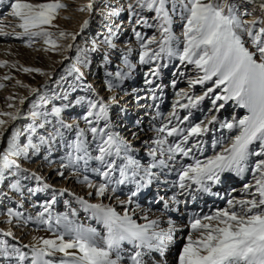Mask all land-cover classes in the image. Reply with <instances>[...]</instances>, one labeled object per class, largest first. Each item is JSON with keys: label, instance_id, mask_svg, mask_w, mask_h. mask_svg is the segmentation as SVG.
<instances>
[{"label": "snow or ice", "instance_id": "1", "mask_svg": "<svg viewBox=\"0 0 264 264\" xmlns=\"http://www.w3.org/2000/svg\"><path fill=\"white\" fill-rule=\"evenodd\" d=\"M254 2L255 0H135V4L131 2L127 4L129 16L136 17L134 21L136 25L157 28L159 31L158 41L155 36L145 41L141 32L134 29L141 49L139 53L141 64H150L161 57L177 58L181 63L193 65L202 73L196 79L189 81L190 87L213 82L214 87L207 88L202 96H188V102L180 107L194 108L216 89H220V94L212 97V105L216 111L231 101L247 112L242 118L233 117L231 122L220 124L221 128H226L235 134L229 137L227 144L224 143L223 138L213 141L214 154L206 159H200L194 154L198 151L201 156L204 155L203 141L190 142L191 137H201L209 131L203 122L180 127V124L188 120V116L182 119L173 111L167 123L156 128L157 137L151 143L157 147L149 149L153 162L144 169L145 177L154 174L151 169L167 168L169 166L167 161L176 160L177 156L190 157V154H193L190 157L193 163L182 165L179 169L178 183L181 189L196 185L197 190L211 194L209 182H218L223 173H234L243 178L246 172L251 171L254 180V183L244 185L243 195L247 198L229 199L227 207L218 209L214 214L195 217L190 221L189 232L182 246L175 253L174 264H264V16L248 20L244 15L247 5ZM5 3H8V0H0V5ZM137 6L141 11L154 13L151 19L155 23H150L148 17L140 16L136 12ZM9 7V16L17 21L15 27L22 30L19 35L29 39L43 38L53 50L58 47L56 41L52 39L53 33L48 31L46 26H53L52 22L56 19L58 10L65 8V4L60 0L38 3L30 0H12ZM86 7L89 11L92 10V4ZM258 8L264 13V0H261ZM177 14L182 26V40L173 33L174 16ZM87 24L88 21H85L84 26ZM65 35L64 32L59 33L61 38ZM71 38L75 40L76 36L72 35ZM105 43L115 48L111 40H106ZM152 44L157 45L154 50L149 49ZM92 50H96L95 46ZM104 59L107 62L108 57L105 56ZM4 63L0 62V67H3ZM124 64L127 68L132 67L126 58ZM74 70L83 77L84 73L80 72L79 68ZM23 71L39 72L40 70L24 68ZM151 75H158L155 68L151 70ZM106 76L111 77L106 81L107 88L111 91L117 86L114 82H123L128 78V73L117 70L115 73L106 72ZM146 83L152 84L153 81L146 79ZM3 87L4 85L0 84V88ZM32 91L37 90L32 89ZM153 99H156L155 95ZM217 101L223 103L217 104ZM82 102L77 100L78 104ZM23 103L24 100L21 99L20 104ZM87 106L88 111L84 121L92 126L87 129L79 128V125L75 126L76 138L67 144L71 151L67 154V163H62V167H74L80 161H83L85 166L91 160L99 162L102 168H94L93 171L106 182L95 186L96 195L104 196L109 190L116 192L115 187L109 189L113 172L119 171L120 179L116 183L123 184L129 178V169H132L133 178L139 176L141 165L128 155L131 148L119 134L110 130L112 125L108 120V104L103 99H89ZM9 107L12 105L10 104ZM61 111L56 108L53 109L52 114L59 117ZM38 115L33 112V119ZM5 116L11 121H16L20 117V112H0V117ZM101 120L105 121V126L98 129L95 125ZM173 120L179 123L173 124ZM214 122L213 116L208 123ZM6 124L7 121L0 118V138H4L3 129ZM59 124L60 127L49 137L39 136V144L33 143L31 135L24 144L18 139L22 133L13 131L11 138L6 139L7 147L0 149V181H4L6 173L20 177L11 184V188L19 192L20 180L29 177L22 175L27 170L23 169L17 160L29 159L30 149L33 154H38L41 145L63 136L60 129L71 130L74 127L63 121H59ZM38 127L44 128L45 124L40 123ZM26 131L35 135L36 127L30 126ZM86 132H90L94 140L100 141L98 155L90 154L85 142ZM168 137L180 139L179 142H170ZM218 145L222 150L216 152ZM157 153L161 157L166 156V159L157 161ZM112 157L121 159L122 166L118 165L115 159H110ZM251 157L258 159L250 167ZM13 169L15 171H12ZM32 177L37 181L41 180V177L36 176L35 173ZM83 183L89 188L94 187L87 175L84 176ZM143 186L145 185L137 184L138 189ZM48 187L47 184L43 186L44 189ZM41 190L43 189H28L31 193ZM136 195L137 192H132L127 203L131 204L132 197ZM79 202L91 209L92 218L103 226L102 230L105 231L103 236L96 228L77 223L67 215L55 217V226H53L51 208L56 203L53 195L51 203L42 205L44 210L38 213L36 220L48 225L55 238L40 239L32 244L31 256L21 248L0 239V264H26V262L27 264H153V261L155 264H167V256L175 244L177 232L171 219L167 221V228H161L158 219H149L145 216L143 218L146 223L140 224L128 214L127 210L120 215L113 208L103 204H88L83 198H80ZM8 215L20 217L23 214L9 210ZM75 215L76 213L73 212L72 216ZM3 235L11 237L13 233L5 232ZM129 245L130 253L126 247ZM24 247L29 246L24 245Z\"/></svg>", "mask_w": 264, "mask_h": 264}, {"label": "rangeland", "instance_id": "2", "mask_svg": "<svg viewBox=\"0 0 264 264\" xmlns=\"http://www.w3.org/2000/svg\"><path fill=\"white\" fill-rule=\"evenodd\" d=\"M11 2L12 0H8V3L0 5V62H5L4 66L0 67V84L4 85L0 88V112L19 111L20 117L16 121H11L6 116L0 117L7 121L3 129L4 138H0V149L7 147L6 139L11 138L13 131L22 133L18 139L24 144L28 142L30 135L33 143L39 144V136L49 137L60 127L59 121L72 124L74 127L71 130L60 129L63 136L41 145L38 154H33L30 149L29 159L17 160L21 167L27 170L22 175L29 177L20 180L19 192L14 191L11 184L20 177L6 173L4 181H0V239L21 248L30 256L29 248L32 244L40 239L55 238L48 225L36 220L38 213L44 210L42 205L51 203L53 195L56 199V203L51 208L53 226H55V217L67 215L77 223L96 228L103 236L105 234L102 230L103 226L92 218L91 209L79 202L80 198H83L88 204H103L111 207L120 215L127 210L128 214L140 224L146 223L143 218L146 214L149 219H159L161 228H167V221L171 219L177 232L175 244L167 256V264H174L175 253L182 246L189 232L188 225L193 219H190L192 211H199L195 217H202L227 207L229 199L247 198L243 195L244 185L254 183V180L251 171L246 172L243 178L234 173H223L218 182H209L211 194L197 190L196 185L181 189L178 183L179 169L182 165L193 163L190 158L193 154H190V157L177 156L176 160L167 161L169 165L167 168L151 169L154 174L145 177L144 169L153 162L149 149L157 147L151 143L157 137L156 128L167 123L173 111L182 119L188 116V120L180 124V127L203 122L209 131L201 137H191L190 142L203 141L204 155L201 156L198 151L194 154L200 159H206L214 154L213 141L223 138L224 143L227 144L229 137L235 134L226 128H221L220 124L231 122L233 117L242 118L247 114L246 110L229 101L222 109L216 111L212 105V97L220 94V89H216L194 108L180 107L188 102V96H202L207 88L214 87L213 82L190 87L189 81L196 79L202 73L193 65L183 64L177 58L161 57L150 64L139 62L141 49L134 29L141 32L145 41L153 36L158 41L160 36L157 28L136 25L134 22L136 17L129 16L127 4L129 2L135 4V0H60L66 7L58 10L56 19L52 22L53 26H46L47 30L53 33L52 39L58 45L55 50L45 43L43 38L29 39L19 35L22 30L15 27L17 21L9 16ZM30 2H49V0H30ZM259 3L260 1L255 0L254 3L247 5L245 19L264 16L258 8ZM89 4H92L91 11L86 7ZM81 8L85 10L80 11ZM117 12L118 15L115 14ZM136 12L140 16L148 17L150 23H155L151 19L154 13L141 11L138 6ZM85 21H88L87 26H84ZM60 32H64L65 37L61 38ZM173 33L182 40V26L178 14L174 16ZM72 35L76 36L75 40L71 38ZM106 40H111L115 48L105 43ZM93 46L95 51L92 50ZM156 47V44H152L149 49L154 50ZM180 48L182 50V44ZM105 56L108 57L107 62ZM125 58L131 68L125 66ZM24 68L40 71L25 72ZM76 68L84 73L83 77L74 70ZM153 68L157 70L158 75H151ZM117 70L127 72L128 78L123 82H114L117 86L109 91L106 81L111 77H107L106 72L115 73ZM5 77L8 79H4ZM146 79H151L153 83H146ZM32 89L37 91L33 92ZM153 95L156 99H153ZM21 99L24 100L23 104H20ZM89 99H103L108 104V120L112 125L110 130L119 134L131 148L128 155L141 165L139 176L133 178L132 169H129V178L123 184L116 183L120 179L119 171L113 172L109 189L115 187L116 192L109 190L104 196L96 195L95 186L106 182L93 171L94 168H102L99 162L91 160L85 166L83 161H80L74 167H62V163H67V154L71 151L67 144L76 138L75 126L79 125L82 129L92 126L84 121ZM77 100L83 102L78 104ZM220 103L223 101H217V104ZM10 104L12 107H9ZM56 108L62 110L59 117L52 114L53 109ZM33 112L39 114L36 119L32 117ZM213 116L215 122L208 123ZM40 123H44L45 127L39 128ZM177 123L179 122L173 120V124ZM30 126L36 127L35 135L26 131ZM95 126L98 129L102 128L105 126V121L101 120ZM167 139L170 142H179L180 138ZM85 142L90 154H99L100 141L94 140L90 132H86ZM221 150L219 145L215 149L216 152ZM110 159H115L118 165L123 164L119 158ZM159 159H166V156L161 157L157 153V161ZM256 159L258 158H250V167ZM33 173L41 177V180L37 181L32 177ZM85 175L94 187L89 188L83 183ZM138 183L145 186L138 189ZM45 184L49 186L47 189L43 188ZM37 188L43 190L35 193L28 191ZM132 192H137V195L132 197V203L129 204L127 201ZM198 207L201 208L193 210ZM9 210L23 215L10 217ZM73 212L76 213L75 216H72ZM5 232H11L13 236L6 237L3 235ZM24 245L29 247L25 248ZM126 247L130 253L131 246ZM128 253L125 255L127 256Z\"/></svg>", "mask_w": 264, "mask_h": 264}, {"label": "bare ground", "instance_id": "3", "mask_svg": "<svg viewBox=\"0 0 264 264\" xmlns=\"http://www.w3.org/2000/svg\"><path fill=\"white\" fill-rule=\"evenodd\" d=\"M256 1H258V2L260 1V2H261V0H256ZM258 5H259V4H258ZM215 194H216V193H215ZM215 194H213V196H215ZM218 197H219V196H218ZM191 207H192V206H191ZM200 208H201V207H198V208H195V209H193V210L200 209ZM205 209H206V208H205ZM173 211H175V210H173ZM151 212H152V211H151ZM198 212H199V211H192V214H190V219H191V218H195V216L198 215ZM147 215H148V214H146L145 216H147ZM179 216H180V215H179ZM152 219H153V218H152ZM158 220H159V219H158ZM181 225H182V224H181ZM181 228H182V227H181ZM36 234H37V233H36ZM36 236H37V235H36ZM50 239H54V238H50ZM29 249H30V248H29ZM29 254H30V256H31V251H30Z\"/></svg>", "mask_w": 264, "mask_h": 264}]
</instances>
